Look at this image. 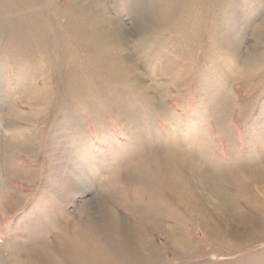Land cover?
<instances>
[{
    "label": "rangeland",
    "instance_id": "rangeland-1",
    "mask_svg": "<svg viewBox=\"0 0 264 264\" xmlns=\"http://www.w3.org/2000/svg\"><path fill=\"white\" fill-rule=\"evenodd\" d=\"M18 1L20 4L28 1L33 6L32 13L35 12L41 21L43 31L48 32L50 42L48 47L42 46L40 41L37 44L39 25L28 19L27 28L22 29V20L12 13L16 9L13 5L11 7V0H0L4 3L0 4V107L4 112L0 133V252L6 264H20L19 259L28 264L21 247L29 237L28 232L33 229L44 232L47 242L59 248L62 245L60 237L64 238L69 229L75 235V227H88L84 215L89 218L95 213L93 210L100 205L99 187L107 191L110 175H114L118 185L131 190L133 181L129 177L134 174L129 172L128 164L134 162L137 148L144 153L147 148H154L179 135L186 143L197 140L202 146L205 141L212 143L204 152L224 161L230 160L235 150L240 151L243 158L246 156L244 159H249L255 150L264 153L263 0H156L157 7L152 5V0H107L108 11L112 12L110 16H116L125 31L117 54V63L119 67L123 64V72L112 76L101 74L102 69L87 56L90 55L87 47L96 41L102 42V54L106 57L116 54L110 53L107 48L113 47L111 41L104 44L101 37L106 25L103 27L101 22H95L94 37L82 32L80 23L87 24V14L93 13L84 0ZM176 4L185 7V11H179L181 7L177 9ZM74 6L84 17L78 20L80 23L77 21L79 27H75V23L60 12L61 9H74ZM246 7L249 12L253 9L250 16ZM244 11L247 19L250 18L247 20L248 28ZM148 13L159 15V18L153 20L146 31L145 24L151 17ZM237 16L241 18L237 19ZM113 25L115 23L111 21V30L115 29ZM258 28L263 32V42L256 41ZM28 36L36 43H29ZM234 38H238L239 42ZM254 44L258 45L256 53L260 59L252 61L251 65L245 60L251 58ZM96 56L97 59L103 58H98V54ZM220 62L225 71L227 66L234 65L232 79L236 78V81L230 80V84L225 85ZM105 64L103 62L102 65ZM241 70L255 73L249 86L241 81L240 75L236 77ZM91 76L93 79H90ZM112 91L117 92V100L116 93ZM218 92L219 96L215 97ZM227 96L232 98L230 102ZM213 97L215 100H211ZM220 101L224 103L222 106ZM157 105L165 109L155 112L154 106ZM150 109L154 113L151 114ZM166 109L174 115L172 120L164 113ZM219 120H224L227 126L222 127ZM226 120L230 121V127ZM232 133L236 139L229 137ZM232 138L234 142L237 140V148L231 145ZM86 168L98 176L96 189L85 186L83 173ZM71 184L76 186V191ZM222 185L241 208H245L254 199L253 196L263 198L261 191L244 179H229ZM82 191L87 192L83 194ZM173 198L168 195L162 198L168 202L167 208L176 214V217L166 220L164 226L142 220L139 208L116 206L121 217L141 224L149 233L152 245L160 250L162 256L158 264H264V236L253 237L254 241L250 240L251 237L246 238L240 247L228 237L216 240L212 237L215 232L210 231L200 212L179 211L180 203ZM88 199H92L89 215L87 211H82L89 206ZM248 210L244 209L245 212ZM55 214L61 219V226L55 224ZM177 217L178 223L175 220ZM180 237L187 239L192 249L177 251L173 242ZM102 253L106 255L107 252L104 250ZM114 253L122 256L118 249Z\"/></svg>",
    "mask_w": 264,
    "mask_h": 264
},
{
    "label": "bare ground",
    "instance_id": "bare-ground-1",
    "mask_svg": "<svg viewBox=\"0 0 264 264\" xmlns=\"http://www.w3.org/2000/svg\"><path fill=\"white\" fill-rule=\"evenodd\" d=\"M2 1L7 2V0H2ZM3 2H1V3H3ZM84 2L87 3L89 8L93 11V13L87 14V18H88L87 24L84 23V25H82L78 21L82 17V12L80 11V9L78 7L74 6L75 7L74 9H67V10L61 9L60 12L63 15L65 14L69 20H71L73 23H75V27H79V24L77 23V21H78L82 27V29H81L82 32H84L86 34V36H88V37H90V36L94 37L93 32H94L95 28H97L96 25L99 24L100 22L103 24V27H104V25L107 26L105 33L101 34V37H102V39H104V44H106V42L111 41L110 43L113 44V47L110 48L111 46L110 47L107 46V48H109L110 53L112 51L116 55H111L109 53V55H111V56L106 57L104 53L102 54V51L104 50V49H102V46H103L101 44L102 42L100 43V42L96 41L95 43L93 42L91 45H89L90 47H87L90 49V55H87V56L89 57V59L91 60V62L95 66L102 69V70H100L101 74L105 73L107 76H112V75H115L117 73L121 74L120 72H123V68H122L123 64L120 65V67H119L117 60H118V55H119V52L121 49L120 45L124 41L123 35H124L125 31L123 32V28H122V25L120 24L119 19L116 16H113V17L110 16V14L112 12L110 13L108 11L107 0H90V2L88 0H84ZM254 2H256V1H254ZM263 2H264V0H263ZM12 5L17 11V12L12 11V13L14 12L13 15H16L20 20H22V27L21 28L22 29L27 28L28 19L35 21V23H37L39 25V30H40L39 40L37 39V44H38V41H40V44L42 46L48 47L49 46L48 42H50L49 41V35L47 34L48 32L45 33V31H43V29H42L43 25H42L41 21L38 19V17H36L35 12H34L35 14L32 13L33 6L30 3H28V1L22 2L20 4L18 0H11V7H12ZM152 5L154 7H157L158 6L157 1L152 0ZM179 8H180L179 11H181V12L185 11V7H183L182 5L181 6L177 5V9H179ZM196 8H198V7H196ZM144 9H146V8H144ZM147 10L148 9H146V11ZM239 10L237 12H239ZM246 10H247V7H246ZM250 10L252 11L253 9L251 8ZM247 11H248L249 16H250L251 11L250 12H249V10H247ZM210 12L211 11H209V13ZM244 12L246 13V11H244ZM2 13H3V11H2ZM6 13H7V11H6ZM205 13H206V11H205ZM149 15H151V13ZM241 16L244 17L243 15H241ZM246 16H247V13H246L245 17ZM145 17H146V14H145ZM245 17H244V20H246L247 24L244 21L243 22H244V25L246 24V28H248V27H250V25H249V21L247 22V20H250V18L248 17V19H247V17H246V19H245ZM82 18H84V17H82ZM158 18H159V15H151L149 21H147V19H146L147 22L145 24L144 30L145 29H146V31L149 30L151 27V24L153 23V20L158 19ZM215 18H217V16ZM240 18L241 17L238 18V16H237V19H240ZM172 19H174V18H172ZM199 19H201V18H199ZM82 21H84V20H82ZM111 21H113L115 23V26L113 25L115 27L114 30H111V28H109V24ZM95 22H97V24H94ZM4 24H5V22H4ZM10 24H12V23H10ZM254 24H255V22H254ZM44 26H47V25H44ZM252 26H253V24H252ZM16 27H17V25H16ZM65 27H66V25H65ZM65 27H63V28L65 29ZM69 27H71V26H69ZM9 29H10V27H9ZM60 29H62V27ZM215 30H216V28H215ZM243 30L241 32H244ZM29 33L31 34V32H29ZM257 33H259V34L256 35L257 36L256 41L257 42L258 41L263 42L261 40L263 32L259 31V28H258ZM76 34H75V36H76ZM59 35L62 37V34H59ZM0 36H2L1 33H0ZM145 37H146V35H145ZM10 38H12V37H10ZM21 38H22V36H21ZM28 38H30V40H31V41H28V39H27V41L29 43H31V42L36 43L34 41V39H32L31 36L30 37L28 36ZM238 38L237 39L234 38V39H236L238 41L241 37L239 39ZM53 40H55V39H53ZM159 41H160V39H159ZM242 41H243V37H242ZM188 42H189V40H188ZM214 42H216V41H214ZM240 44H241V42H240ZM50 45H51V43H50ZM158 45H160V43ZM42 46H40V47H42ZM237 46H238V44H237ZM257 46L258 45L256 44L254 50L250 51L251 52L250 53L251 58H248V59L246 58V60H245L246 63L251 64L252 61H256V60L260 59V57H258L257 53H256ZM34 47H36V46H34ZM81 48H83V47H81ZM150 49H151V46H150ZM155 49H157V51H158V48H155ZM241 49H243V48H241ZM33 50H35V49H33ZM170 50L172 51V48ZM7 51H9V50H7ZM11 52H12V50H11ZM240 52H242V51L240 50ZM96 54H98V58H101L102 56H103V58L97 59ZM12 56H14V55H12ZM2 57H4V56H2ZM253 57H256L257 59H254ZM20 58H22V57H20ZM150 58H151V56H150ZM23 60L24 59L22 58V62H23ZM141 60H143V59H141ZM1 61H2V59H1ZM102 61L104 62V64L105 63L106 64L102 65L103 64ZM5 62H6V60H5ZM25 62H27V60ZM13 64L15 65V63H13ZM84 66H85V64H84ZM95 66H94V68H96ZM100 66H102V67H100ZM104 66H105V69L103 68ZM220 66L224 72L223 75H224L225 85L230 84V80L236 81L235 80L236 78L232 79L233 78L232 74L235 73V71H233L231 69L235 68L234 65L233 66H231V65L227 66L228 67L227 71H225L224 66L221 65V62H220ZM85 67H87V66H85ZM171 67H173V66H171ZM62 68H64V67H62ZM88 68H89V65H88ZM89 71H88V73H89ZM92 71L95 72L94 70H92ZM65 72H67V71H65ZM100 72H98V69H97V73L100 74ZM252 72L248 71V70H244V71L241 70L239 72V74L236 75V77L238 75H240L239 78L241 79V81L249 86L250 83L254 79L253 76L255 73H252ZM98 74L96 75L97 77H98ZM92 77L93 76H91L90 79H93ZM147 80H148V78H147ZM104 82H105V80H104ZM108 82H109V80H108ZM105 84H107V83H105ZM146 85H148V84H146ZM91 86H92V84H91ZM95 87H93V88H95ZM99 87H100V84H99L98 88ZM119 87H121V86H119ZM146 87H145V90H146ZM142 88H144V87H142ZM224 89L225 88H223L222 90H224ZM36 92H38V91H36ZM112 92L116 93V100H117V92L116 91H112ZM85 94H87V93H85ZM219 94L220 93L218 92V94H216L215 97H217V95L219 96ZM31 96H32V94H31ZM215 97H213L214 99H211V100H215ZM256 97H257V94H256ZM251 98H252V96H251ZM42 99H44V98H42ZM221 99L223 100V96L221 97ZM230 99H232V98L227 96V101L230 102ZM208 100H209V98H208ZM216 100H218V99H216ZM37 101L38 100H36V102ZM221 101H220V103H221ZM153 102H151V105ZM215 104H216V102H215ZM222 104H224V103H221L220 106H222ZM203 106H205V105H203ZM203 106H202V108H203ZM251 106H253V105H251ZM213 107H214V105H213ZM215 107H216V105H215ZM33 108H34V106H33ZM154 108H155V112H162V110L165 109L161 105L160 106L157 105V107L154 106ZM242 108H244V105ZM215 109H213V110H215ZM215 111H213V113ZM33 112H35V109ZM38 112H36V115ZM149 112L151 114L154 113L152 111V109H150ZM164 113L166 115H168L169 116L168 118L169 119L171 118V120H172V117H174V115L170 111H168L167 109L164 111ZM162 114H160V115H162ZM250 114H252V113L250 112ZM3 116H4V112L0 107V133H1V129L3 128V121H2L4 118ZM32 118H34V117H32ZM217 118H219V117L217 116ZM176 119L177 118H175V120ZM223 119H227V117L226 118L224 117ZM220 122L222 124L221 125L222 127H224L226 125L224 120H221ZM229 122L227 123L228 126L230 125ZM201 123H199V125ZM197 124H195V125H197ZM203 125H206V124H203ZM192 128L193 127H191V129ZM18 130H21V129H18ZM254 130H255V128H254ZM230 131H232V129ZM230 131H228V133ZM217 132L218 131H216V133ZM222 133H223V131H222ZM176 136H177V132H176ZM232 136H233V133L229 137H232ZM226 137H227V135H226ZM194 138H196V137H194ZM233 138H234V136H233ZM233 138L231 140V145L233 147H235L234 145H236L237 140H235L236 142H234ZM0 139H1V137H0ZM234 139H236V138H234ZM257 140H259V139H257ZM191 141H193V139H191ZM210 145H212V143H208L206 141H205V144H203V146L199 145L198 140L196 142H187L186 143L183 139H180V136L178 135L177 138L172 139V140L170 139L168 142H161L157 146H155L154 148H151V147L147 148L146 147L147 150L144 153L137 148L135 151L136 157H134V162H131L128 164L129 165V167H128L129 172H132L134 174V176L131 175L129 177L133 181L132 189L127 190V188L125 186L121 187L120 185H118L114 181V179H113L114 175H113V177H112V175H110L111 177L109 179V183L106 186L107 191L105 189H103L101 186L99 187V193H100L99 195L101 196V198L99 200L100 205L95 210H93L95 213L93 215L91 214V216L89 218L84 215L86 220H88L86 222L88 227H84V228H81L80 226L75 227V230L73 231L75 235H72L70 233L71 229H69L64 238L60 237L62 239V245L59 248H55L54 245H51L50 242L49 243L47 242V237H46L47 235L44 232H41V230L39 232L38 229H36V230L33 229V231L28 232L29 237H27V239L25 240L24 244L21 247L22 253L26 256V259H25L26 262L28 264H37V263L38 264H158L162 260V256L159 252L160 250L157 251V249L155 248L156 246L154 247L152 245V243H151L152 241H150L149 233H147L144 230V228L141 224L133 223L132 221H129V220L121 217L120 214H118V211H117L118 207L116 208V206H118V204H119L121 206L139 208L140 211L142 212V220H144L145 222H149L155 226L156 225L157 226H164L166 224L165 223L166 220H170V218L176 217L175 212H171L167 208L168 202L166 203L164 201V199H162L163 197L166 198V195H168L169 197H175L173 199H175L176 201H178L180 203V204H178L179 211L183 209V210L192 211V213L193 212H200V214H202L204 216L205 223L207 224L208 228L210 227V231L215 232L214 235L212 234V237H214V239H216V240H221L225 237L226 238L228 237L231 242H234V244H236V245L238 244L237 246L240 247L243 245L246 238L250 239L249 237H251L250 240L254 241V239H252L253 237L254 238H260L261 236H264V153L262 151L255 150L249 159H244L246 156L243 158L242 155L240 154V151L238 150L239 152H236V150H235V152L233 151V154H231L232 155L231 159L228 161H224V160L220 159L219 157L213 158L212 156H207L208 155L207 152H204V151H205L206 147L210 148ZM236 148H237V145H236ZM1 150H2V147H1V143H0V161L2 158L1 157ZM249 152L250 151H248L247 153H249ZM87 170H85L83 173L85 186L87 189H93V188L96 189L98 176L96 174H94L91 171V169L90 170L87 169ZM62 179L67 181V182L70 181L69 179L64 178V177H62ZM229 179L230 180L244 179V181H247L252 186L254 185L255 188L259 189L261 191L263 198L260 199V198L253 196L254 199L250 203L248 202L247 205L245 206V208H241L240 206L237 205L238 203L236 204V202H234L235 198L231 195V193H230V195H228V193H226L224 186L222 185V183L226 180L229 182ZM92 181L94 182L95 185L92 184ZM71 185H72V188H74L76 191L77 190L76 186H74L73 184H71ZM111 188L113 190L110 192ZM82 192L84 194L87 191H82ZM243 192H245V190ZM251 198H252V196H251ZM88 202H89V206L86 207L85 209H83L82 211L83 212L87 211V213L89 215V211L91 210L90 207H92L91 206L92 199H88ZM169 202H171V199H169ZM244 202H243V204H244ZM246 208H248L250 210H248V212H245L244 209H246ZM166 210H168L169 213ZM62 217L65 218L64 216H62ZM54 218H55V220H54L55 224L58 225V223H59V226H61V224H60L61 219H59V216L55 214ZM177 219H178V217L175 219L176 222L178 223ZM52 230L54 231V227ZM173 243H174V245L172 244L173 247L179 252H184V251L187 252L190 249H192L190 246V243L187 241V239H184L183 237H180L179 240L175 239V241ZM116 249H118L121 252V254H122L121 257L119 255H117V253H114V251ZM18 250H20V248ZM104 250L107 252L106 255H103V253H102V252H104ZM13 251H14V249H13ZM187 258H189V257H187ZM260 259H262V258H260ZM18 262L20 264L24 263V261L22 259H19ZM6 263L7 262H5V259L3 258L2 253L0 252V264H6Z\"/></svg>",
    "mask_w": 264,
    "mask_h": 264
}]
</instances>
